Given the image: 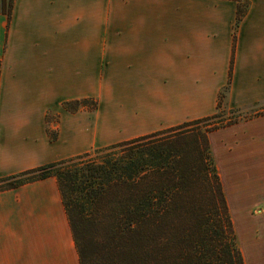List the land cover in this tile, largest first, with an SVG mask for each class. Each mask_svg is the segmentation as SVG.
Returning <instances> with one entry per match:
<instances>
[{"label": "crops", "instance_id": "crops-1", "mask_svg": "<svg viewBox=\"0 0 264 264\" xmlns=\"http://www.w3.org/2000/svg\"><path fill=\"white\" fill-rule=\"evenodd\" d=\"M247 2L233 48L237 0H13L0 12V177L215 113L231 56L224 106L263 105L264 0ZM91 95L93 114L62 108ZM208 139L244 263L264 264V114ZM0 264H80L55 177L0 191Z\"/></svg>", "mask_w": 264, "mask_h": 264}, {"label": "trees", "instance_id": "trees-1", "mask_svg": "<svg viewBox=\"0 0 264 264\" xmlns=\"http://www.w3.org/2000/svg\"><path fill=\"white\" fill-rule=\"evenodd\" d=\"M12 5L0 0L8 19ZM247 7L237 0L233 48ZM232 62L215 113L0 177V191L55 177L80 264H245L208 139L253 115L214 121L222 111L242 110L224 106ZM89 101L62 105L95 110Z\"/></svg>", "mask_w": 264, "mask_h": 264}, {"label": "rangeland", "instance_id": "rangeland-1", "mask_svg": "<svg viewBox=\"0 0 264 264\" xmlns=\"http://www.w3.org/2000/svg\"><path fill=\"white\" fill-rule=\"evenodd\" d=\"M82 99H91V101H89V103H88L89 105L93 102L92 100H95L96 101L97 107L93 111H88V112H90V114H93L92 112H95L99 108V98L96 95H91V96H88V97H84V98H80V99H72V100H82ZM65 101H71V100H65ZM63 102H62V104H63ZM62 108L65 111H68L70 113H75L77 111H87V110H84V109H81L80 108V109L72 112V111H69V110L65 109L63 107V105H62ZM250 114H253L252 117H255V116L264 114V104L263 105H260V106H252L251 108H246L245 110H240L237 113H232L231 111H222L220 113V117L217 118V119H215L214 121H220L221 119L222 120L234 119L236 117H242V116L250 115ZM54 116H57L58 117V120H59V115H54ZM54 116L52 115V117H50L51 121L48 123V126L49 127H51L50 126L51 124L53 125V123H56L58 121V120L56 122H53L52 121V119H53ZM252 117H250V118H252ZM242 120H244V118H242L241 121ZM199 126H203V125H199ZM53 128H55V127H53ZM57 137H58V131H57ZM72 156H74V155H72ZM72 156H68V157H72ZM68 157H65V158H68ZM65 158H62V159H65ZM224 173H225V175H227V172H224ZM224 182H225V190L227 191V188L230 187V185L228 186L225 180H224ZM239 183H240L239 184V187H241V188H243L244 186H246L245 181L243 179H240V182ZM252 209L253 210H259V209H261V204L260 203L259 204H255ZM233 212H234V214H236V211L233 210ZM237 219H238V217H236V219H235L236 222L238 221ZM237 224H238V227H239L238 228V231L241 233V224L239 223V221L237 222Z\"/></svg>", "mask_w": 264, "mask_h": 264}]
</instances>
